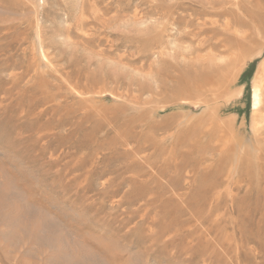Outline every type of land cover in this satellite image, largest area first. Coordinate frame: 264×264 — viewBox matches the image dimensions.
Listing matches in <instances>:
<instances>
[{
    "label": "rangeland",
    "instance_id": "rangeland-1",
    "mask_svg": "<svg viewBox=\"0 0 264 264\" xmlns=\"http://www.w3.org/2000/svg\"><path fill=\"white\" fill-rule=\"evenodd\" d=\"M199 2L0 0V264H264V14Z\"/></svg>",
    "mask_w": 264,
    "mask_h": 264
},
{
    "label": "bare ground",
    "instance_id": "bare-ground-1",
    "mask_svg": "<svg viewBox=\"0 0 264 264\" xmlns=\"http://www.w3.org/2000/svg\"><path fill=\"white\" fill-rule=\"evenodd\" d=\"M194 6V5H193ZM195 15L199 16H207L208 14H215L216 17H221V18H232L236 17L237 15L239 16V11H244L246 12V16L248 14V17L252 16L255 17L254 14L256 13L255 11L264 14V0H200V2L195 5L194 7L190 8ZM171 10V9H170ZM174 10V9H173ZM242 12V13H244ZM175 13V11H174ZM192 14V15H193ZM171 15V14H170ZM183 15V14H182ZM245 15V13H244ZM250 15V16H249ZM241 16V15H240ZM263 16V15H262ZM192 17V16H191ZM172 18V17H171ZM199 18V17H198ZM202 18V17H201ZM238 18V17H236ZM259 18V17H257ZM251 19V18H250ZM254 19V18H253ZM263 19V17H262ZM233 20V19H232ZM255 20V19H254ZM264 20V19H263ZM219 21V20H218ZM237 21V20H236ZM229 21H226L225 23H228ZM231 22V21H230ZM264 22V21H263ZM239 23V22H238ZM242 23V21H240ZM199 24V21H198ZM196 24V25H198ZM214 22H209L207 20L203 21L202 26H217L213 25ZM186 25V24H185ZM189 25V24H188ZM190 26V25H189ZM250 26V25H249ZM264 26V25H263ZM264 37V36H263ZM231 39V38H230ZM239 41V40H238ZM241 43V42H240ZM239 44V43H238ZM241 45V44H240ZM242 50H244V46H241ZM246 47V46H245ZM247 49V48H246ZM251 49V47H250ZM249 49V50H250ZM252 50V49H251ZM251 52V51H249ZM248 51L245 52V55H249ZM256 52V51H255ZM260 52V51H259ZM253 53V52H252ZM264 71V70H263ZM263 77V76H262ZM260 93L259 91H256L255 93V100L256 102L259 101L260 99ZM259 106H262L260 103L258 104ZM264 108V107H262ZM262 108L260 109L262 112ZM259 109V108H258ZM259 111V110H258ZM264 111V110H263ZM260 112V111H259ZM264 114V113H263ZM262 114V115H263Z\"/></svg>",
    "mask_w": 264,
    "mask_h": 264
},
{
    "label": "trees",
    "instance_id": "trees-1",
    "mask_svg": "<svg viewBox=\"0 0 264 264\" xmlns=\"http://www.w3.org/2000/svg\"><path fill=\"white\" fill-rule=\"evenodd\" d=\"M246 89H247V97L249 99V97H250V85H249V81L247 82ZM248 102H249V100H248Z\"/></svg>",
    "mask_w": 264,
    "mask_h": 264
}]
</instances>
